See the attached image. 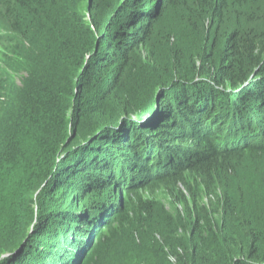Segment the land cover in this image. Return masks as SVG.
Returning a JSON list of instances; mask_svg holds the SVG:
<instances>
[{
	"label": "trees",
	"instance_id": "16d2710c",
	"mask_svg": "<svg viewBox=\"0 0 264 264\" xmlns=\"http://www.w3.org/2000/svg\"><path fill=\"white\" fill-rule=\"evenodd\" d=\"M229 5V0H0L6 30L0 33V254L28 238L18 253L0 264H46L33 249L41 238L52 241L57 233L70 242L61 258L56 249L49 253L54 264H105L124 236L132 241L139 237L145 244L119 252L125 258L120 264H264L262 204L244 208L250 199L240 194L239 204L229 186L221 194L216 181L217 169L232 170L234 158L264 154V29L232 33L221 41L212 32L227 24ZM86 12L93 15V29L86 23ZM167 17L170 27L158 30ZM156 40L168 64L154 61L157 54L148 52L151 64L137 71L135 51H148ZM116 68L134 80L135 90H145L149 81L161 84L156 94L142 95L144 101H131L126 91L114 95L119 83L102 87L97 74ZM107 100L115 104L89 131L91 136L103 131L94 142V147L106 148L97 154L99 161L83 162L82 143L88 135L78 140L77 146L84 147L56 160L75 143L68 134L73 119L89 101L99 106ZM136 113L153 116V126L138 124L143 117L132 123L135 126L122 121ZM114 125H125V138L107 132ZM110 140H118V150L109 148ZM123 153L134 159L118 172L113 157L118 162ZM70 161L86 166L87 175L77 176ZM253 169L261 172L264 165L255 160ZM140 173L146 187L156 189L168 182L176 189L174 199L186 210L180 227L189 237L181 249L172 245L180 227L162 226L150 201L109 198L80 210L89 203L86 194L106 198L103 194L116 187L129 194L144 189L143 180H137ZM178 185L188 189L192 206ZM79 188L85 195L77 208L64 193ZM204 194L217 201L224 220L215 222L202 206ZM235 218L240 234L229 227ZM219 234L241 254H217Z\"/></svg>",
	"mask_w": 264,
	"mask_h": 264
},
{
	"label": "rangeland",
	"instance_id": "374dc122",
	"mask_svg": "<svg viewBox=\"0 0 264 264\" xmlns=\"http://www.w3.org/2000/svg\"><path fill=\"white\" fill-rule=\"evenodd\" d=\"M229 9H228V19H227V24L225 26L220 27H216L215 31H213L212 33H216V35L221 37V41L224 40V38L227 35H230L232 33H236V32H251L252 30H255V32L258 33V31L260 29H264V0H249V1H245L244 3H240L238 2V0H229ZM170 11V10H168ZM106 14V11L101 15V17L99 18L100 21H103V18ZM171 14L173 15V13L171 12ZM171 15V16H172ZM86 16V23L91 26V29H93L94 27V23L92 21L93 15L91 13H87L85 14ZM167 16V15H166ZM108 20V18L106 19ZM105 20V21H106ZM170 20L169 17H167L166 19H164V21H162L159 25L158 30H165L168 29L170 27V24H168V21ZM96 21H98L96 19ZM95 29V28H94ZM181 31H184V29H180ZM5 30V21L1 19L0 17V33H3ZM210 31V30H209ZM177 35L179 36V33H177ZM160 37V35L158 36V38ZM159 41L156 40V42H153L150 44L149 48L146 50H142V48H138L134 55L137 57L138 60H140L139 62H136L137 71H141L143 66L147 63L151 64L150 61V57H148V52H154L157 54V56H155L153 58L154 61L158 62V63H163L168 64V59L166 60V53H164V48L161 47L158 43ZM200 44V43H197ZM191 47V46H190ZM193 55H194V51H192ZM133 55V57H134ZM194 61L199 63V57L194 56ZM92 58L93 56L89 57L90 61L92 62ZM196 63V64H197ZM97 64V63H96ZM155 64H152V68L155 69ZM187 64V63H186ZM200 65V64H199ZM148 69V74H149V68ZM111 72H107V73H102V74H97L98 78L101 79V83H102V87L103 86H109L108 83L113 81V84L117 81L119 83V87L118 89H116V91L114 92V95H118L120 93H122V91H126L127 95L130 97L131 101H135V100H143V96L142 95H150L152 96L153 94H156L157 88L160 86L161 83L157 82H152L150 83V81L148 83H146L147 88L145 90L142 91V89H134V80L130 81L127 79V73H124V77H120L122 76V69H117L112 70L110 69ZM114 73V75H113ZM146 75V77H151L152 75ZM136 77V76H135ZM155 78H159V75H156ZM194 78V77H193ZM144 77H141V80H143ZM148 78H146L144 80L147 81ZM143 83V86H144ZM108 84V85H107ZM180 84V82H176V85ZM173 87V86H172ZM135 91V92H134ZM166 91H162L160 93L164 94ZM170 91V90H169ZM159 94V92H158ZM173 94V93H172ZM123 95V94H122ZM162 98H158L157 100V108H160V102H161ZM145 100V99H144ZM143 100V101H144ZM98 100H96L97 103ZM108 104L106 105V102L103 101V103L99 106L96 105V103L94 102H90V106L86 107L83 112L81 113V115L77 118V119H73V121L70 123V130H69V137L70 140H74L75 143L73 145V147L71 146L70 150H67L65 152H63L62 154H60L61 152H59L57 154L56 160L58 158V161H61L62 158H65V154L71 153V152H77L82 146V144H84L86 147H84V151L83 154L81 155L83 157V162H85V160H89L92 161L94 160L99 161L97 154L105 151V146L104 147H94L96 145H98V143H94L97 141V139H101L99 137L102 136L103 131L100 132V134H95V136H91L93 133L89 134V131H91V127L92 126H96L95 123L98 122L99 116L104 114V111L108 108H112L113 105L115 104L114 100H107ZM113 103V105H112ZM151 104V102H150ZM106 105V106H105ZM170 106V105H169ZM171 107V106H170ZM156 114V113H155ZM154 114V115H155ZM143 117V119L138 123L140 125H144V124H148L147 126H150L153 123H151L152 121H150L153 116H141L140 113H136L133 114L132 117L130 118H125L122 119L123 122L126 123V121H128V123H130L131 126H135V124L132 123H136V121H139L141 118ZM156 118V117H155ZM122 123V122H121ZM122 125V124H121ZM115 126V125H114ZM113 126V127H114ZM125 125L122 126H115L113 129H109L107 132L111 131L112 136H116L117 138H125L126 134L123 135V130H124ZM76 129V130H75ZM86 135L90 136L88 137V140L86 142H83L81 144V147H78L80 145V141L82 138L81 137H86ZM80 136V138H79ZM112 138V137H111ZM126 140V139H125ZM110 143H108L110 145L109 148L118 150L119 147L117 146V142L118 140L114 141V140H110ZM85 143H88L87 145ZM139 144V143H137ZM78 145V146H77ZM143 145V144H142ZM172 146V145H171ZM139 147V146H138ZM108 148V149H109ZM174 148H178L174 147ZM141 156L143 155L142 149L139 148ZM183 149H180L179 151H182ZM194 150V149H193ZM109 152V150H107ZM111 152V151H110ZM122 151L119 150V156L120 153ZM145 152H147V150H145ZM158 152H156L157 154ZM124 154V153H123ZM135 154V153H134ZM60 155V156H59ZM125 155V154H124ZM131 155V154H130ZM116 156V155H114ZM131 158L134 159L133 154L130 156ZM128 158L126 155L123 156V159L121 157L118 158V162L117 160L113 157V165L115 168H117L118 172L121 170L122 166L125 165V167H128L130 164H132V160L131 158ZM162 157V155H161ZM106 159V157H105ZM154 163L155 164H159L161 159L157 156H155L154 158ZM55 160V162H56ZM163 160L167 161L168 158H164ZM255 160H259L260 163L262 165H264V154L260 155V157L254 156L251 153H247L244 157L240 158H234L232 161H230V168H232V170L228 171V167L227 170L225 171L224 169H217V174L220 175L219 178H216L217 181V185L220 186L218 189L220 191L221 194H223L225 192V188L228 187V189H231L234 193V195L237 197V201L239 203V201H241L240 199V194L243 196L245 195L247 198L246 204H244V208L246 207V205L248 206H258L257 204H262L260 205L261 207L263 206L264 208V173L261 172H257L254 171L253 169V162ZM71 162V168H73L75 165V171L77 172V176H80L81 174L85 173L88 170L86 166H82L81 163H77L76 162ZM125 162V164H124ZM55 164V163H54ZM53 167V166H52ZM52 169V168H51ZM167 169V168H166ZM165 170V169H164ZM166 171V170H165ZM138 173V172H137ZM142 174L140 177H137L138 181L143 180L141 183H143L145 181L144 179V174ZM87 175V174H86ZM120 175V174H119ZM189 174H186V176H188ZM97 177L93 178V179H97ZM92 180V179H91ZM167 183V184H166ZM161 184L158 188H150V187H146L145 184L146 182H144V184H142L144 187V189H135L134 190V194H129L128 191H124L123 189L116 187L115 189H111L109 193H104L103 195L106 198H102V197H96L98 195L96 194H86V196L88 197V204L84 205L80 208V210H84L87 209L88 210V206H92L93 203H98L97 205H101V203H104L106 201H111L109 198L118 200V201H122V203H126L128 200H133L134 202H136L138 200V198H141L143 201H150L153 206L154 209L157 211V213L160 215V218H162V220L165 222H163L162 226H165L167 228L171 227V224H173L176 227H180L182 222L184 221V219L186 218V213H185V206L183 204L178 203L175 199H174V192L176 191V189L174 188V190H172V185L171 187L169 186V183L166 182ZM141 185V186H142ZM43 188V185H42ZM139 188V187H138ZM41 190V189H40ZM178 190H180L187 198V202L189 203L190 206L193 205V200L191 197L188 196V189L186 187H184L183 185H178ZM201 190L204 192L205 191V187L201 186ZM224 191V192H222ZM68 193H64V195L67 197L68 201L70 200V205H72L73 207H77V204L79 203L80 199L85 195L84 192H82V189H77V191H75L74 189H69L67 191ZM38 193V192H37ZM254 198L255 200L251 199ZM200 201L202 203V206L206 207L209 210V213L211 211V215L212 218L214 219L215 222H221L222 220H224V217H221L219 209H218V204L217 201H215L212 197L207 198L204 195H200ZM186 203V202H185ZM187 203V204H188ZM186 204V205H187ZM240 204V203H239ZM36 205L34 204L33 209L37 211V207H35ZM188 206V205H187ZM87 207V208H85ZM78 208V207H77ZM76 211H71L72 214H74ZM183 212V213H181ZM39 212H36V214L38 215ZM167 218H170V224L167 223ZM38 220H39V216H38ZM47 219H44V221H46ZM40 222V220H39ZM228 226V225H227ZM40 227V226H39ZM230 229H232L234 232L240 234L241 230L239 228V223L236 222V218L232 221L231 224H229ZM38 229V226L37 228ZM128 229V228H127ZM49 236V235H48ZM41 238L39 241V245H35L36 249H33V252L35 255L39 254V258L41 259H45L46 264H54L53 262H55L56 260L54 259V257H51V255L49 256V253L52 252L54 249H56V252H58V257L61 258V251L63 249H65V246L69 244L70 239L68 237H66L65 235L62 234H56L55 236H53L52 241L50 240V238ZM208 238H210V234L208 235ZM50 241H49V240ZM173 239V246H175L176 248L181 249V247H183L184 245L187 244V241H189V237L187 235V233H184L183 230L180 229L173 235L172 237ZM218 239V249L215 250L216 253L218 254H223L226 253L229 255H240L241 252L238 251L236 248H231L230 243L228 242V240H226L223 235L219 234V236L217 237ZM134 242V243H133ZM144 243V240H140L139 237H135V240H129L127 239V236L122 237L121 241L118 243V245L116 247H114L110 253V255L107 257V259L105 260V264H120L125 263V258L119 254V252H125V251H130V246L132 244H139V243ZM44 243V244H42ZM145 244V243H144ZM47 247V248H46ZM241 247L242 249L244 247H246L245 243H241ZM27 248H28V244H27ZM26 248V249H27ZM246 249V248H245ZM73 257V256H72ZM120 258V259H119ZM73 259V258H72Z\"/></svg>",
	"mask_w": 264,
	"mask_h": 264
},
{
	"label": "water",
	"instance_id": "95a60500",
	"mask_svg": "<svg viewBox=\"0 0 264 264\" xmlns=\"http://www.w3.org/2000/svg\"><path fill=\"white\" fill-rule=\"evenodd\" d=\"M31 232H32V230L29 231V233L26 235V237L30 236ZM27 239H28V238L22 240V241L16 246V248H14L13 250H11V251H10V250H6V251H4L3 253H1V254H0V261H3V260H5V259L9 258L10 256H12V255L18 253V252L21 250L22 245L27 241Z\"/></svg>",
	"mask_w": 264,
	"mask_h": 264
}]
</instances>
